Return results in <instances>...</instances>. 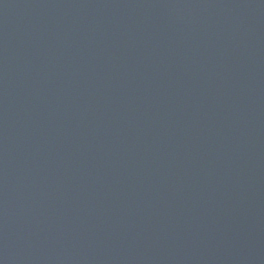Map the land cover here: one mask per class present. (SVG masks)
<instances>
[{
    "label": "water",
    "instance_id": "1",
    "mask_svg": "<svg viewBox=\"0 0 264 264\" xmlns=\"http://www.w3.org/2000/svg\"><path fill=\"white\" fill-rule=\"evenodd\" d=\"M0 264H264V0H0Z\"/></svg>",
    "mask_w": 264,
    "mask_h": 264
}]
</instances>
